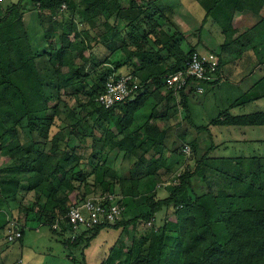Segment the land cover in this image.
<instances>
[{
	"label": "trees",
	"instance_id": "16d2710c",
	"mask_svg": "<svg viewBox=\"0 0 264 264\" xmlns=\"http://www.w3.org/2000/svg\"><path fill=\"white\" fill-rule=\"evenodd\" d=\"M90 1L92 0H81L84 6H80V4L78 6L73 0H20L8 7L0 17V146H4L7 150L6 154L12 158H27L18 165L23 170L24 161L38 163V166L26 169L37 172V175L26 181L30 185V189L40 188L43 193L49 192L45 195L49 197L54 208L55 203L61 201L58 198L59 195L55 194L51 181H44V178L45 176L56 178L58 175L60 176V173L63 178L64 173L59 165H49L53 155H47V153L54 141L49 140L48 131L51 122L60 116V106L67 103L64 96L61 95L62 92L65 94L68 89L75 91L83 83L85 68L78 66L73 57V44L67 41L64 35H61L59 39L63 40L64 45H54V48L47 52V62L43 69H40L23 23L24 10L28 2L40 6V17L45 18L47 15L50 19V21L47 20L50 27L46 33V38L49 40L54 38L52 31L58 25L52 20L66 5L72 10L83 8L87 17L92 20L94 18V21L90 20L92 28L104 29L103 32L111 44V48L106 47L108 51L114 52L117 48L129 50L130 46L136 48L134 52L130 53L134 66L130 62L126 64L132 66L131 74L138 79L142 87V91L136 98L111 109H106L96 102V98L104 91L107 79L125 66L123 63H118L116 71L105 73L99 82H95L96 84L90 89V107L93 109V113L107 125L103 131V138L99 140L102 143L100 146L124 152L126 156L133 155L137 150L135 132L131 131L129 127L133 122L134 115L143 106L148 96H151V93L148 92L150 86L157 87L156 94H159L160 90H164L168 95H174L173 91L166 89L165 77L182 69L186 59L196 52L195 50H190L188 53L183 52L174 41V37L169 36L156 21L157 16L161 18L163 16L162 10H156L159 0H145L146 6L138 5L137 15H132L130 9L122 11L119 7L118 18L124 25L122 30L111 25L109 15L105 23L96 20L97 14L99 12L103 14L106 9L103 7L95 9ZM195 1L205 10L206 17L212 18L222 28L228 45L234 42L238 35L235 25L236 17L248 13L257 14L264 4V0ZM98 2H100V6L104 4V0L102 2L98 0ZM113 12L112 10L111 14ZM92 15L94 16L92 17ZM145 23L152 25L151 31L147 30ZM59 27L63 28V25ZM143 32L151 35L153 44L160 50L165 49L170 52L169 54L175 62L167 70L156 63V59L161 60V57L158 51H154L153 45L149 47L148 41L144 38V40L138 41L137 34ZM157 33L159 35L156 36ZM136 57H139L140 64L138 61L134 62ZM80 58L85 65L83 55ZM179 96L181 103H184V107L188 109V98L194 96L193 89L188 87L181 91ZM161 100V98L159 100L155 98V107L159 105V102L161 104ZM172 101L169 100L166 103L169 104ZM123 106H126L127 113L124 117H118V121L114 122L112 120L115 115L114 110ZM149 120L153 121V118L150 117ZM243 121L251 125H264V114L245 119L231 118L228 123L237 125L242 124ZM216 122L217 120L214 121V123ZM184 123L187 126L184 127L182 124L185 132L181 138L187 140L188 135L191 134L194 138L192 140L194 165L191 168L187 167L179 176L177 185L167 199L151 203L149 206L150 211L143 220L154 218L162 205L173 209L174 216L170 223L163 224L162 227L150 234L148 249H141L131 264H264V183L262 182L264 178L258 176L261 174L260 169L254 170L253 167H248L246 169L248 173H243L240 169L235 170V173L232 174L226 173L223 177L225 179L223 188L219 190L218 194H212L206 175L209 156L214 150L212 134L209 127L194 125L189 114L185 116ZM154 124L153 122L151 125L149 123L144 125L147 141L152 146L162 148L163 152L159 150L160 148H156L160 153L167 152L171 156L181 155L178 153V145L168 146L167 135L170 130L160 129L159 132L157 129L154 134L149 131L150 127L156 126ZM19 126L30 131L33 135V139L23 146L12 141L17 138ZM188 128L192 129L191 134L188 133ZM186 135L187 137H185ZM160 153L158 155H161ZM42 158L44 159L41 161ZM78 159L76 156L69 155L68 157L67 155L65 162L67 165H72ZM164 159L163 156L156 158V163L151 162L146 167L147 173L145 172L141 176L156 175L167 165L168 161ZM142 162L143 160L140 159L130 165L128 171L122 170V180L132 181L131 179L135 174H138L139 170L134 171L142 165ZM50 169H52L51 172ZM112 177L115 178L114 173H112ZM194 179L200 184V190L207 187L210 193L193 197L191 191L189 192V187ZM64 184L69 186L68 181H64ZM9 196L13 197L14 193L8 194L6 186L0 182V198L7 199ZM35 206H38L39 211H45L47 205L41 206L39 203H35ZM30 212L33 214L34 211L30 210ZM136 223L137 219L126 223L118 222L115 225H99L88 230V232H92V236L88 240L95 238L104 228L113 226L118 230ZM3 225H0V231L3 230ZM22 232L20 240L24 237V230ZM83 238L84 236L81 235L77 236L74 241L68 240L65 244L67 249L78 248ZM113 252L107 260H104V264H115L116 253ZM70 260L73 264L80 262L75 257H71Z\"/></svg>",
	"mask_w": 264,
	"mask_h": 264
},
{
	"label": "rangeland",
	"instance_id": "374dc122",
	"mask_svg": "<svg viewBox=\"0 0 264 264\" xmlns=\"http://www.w3.org/2000/svg\"><path fill=\"white\" fill-rule=\"evenodd\" d=\"M19 1L20 0H4L2 6L6 9L8 6L18 3ZM73 1H75L78 6L79 4L80 6H84L81 0ZM92 1H90V3L93 4V8L96 9L99 7L97 9H101L100 7H103L106 9L103 14L100 12L97 14L98 18L96 20L105 23L109 15L111 25L113 27L116 26V29L120 30L124 28V25L121 24L118 18L120 12L119 7H121L122 11L130 9L132 15H137L138 5L140 7L146 6L145 0H104V4L101 6L98 0L93 1L94 3ZM178 1L179 0H174L173 2L176 4ZM163 2L168 3V0H163ZM161 4L163 5V3ZM200 9L204 11L201 7ZM83 10V8L72 10L69 6H63L53 20L51 19L57 22L58 25H63V28L57 25L58 27L56 26L55 30L52 31L54 33V38L52 40L46 38L47 29L50 27L47 22L50 21V19H48L47 15H45V18L40 17V6L28 2L24 10L23 23L27 31L31 49L37 57L36 63L40 66V69L42 70L45 62H47V52H50L51 48H54V45H64L63 40L61 41L59 39L61 35H64L66 40L73 44V57L76 59V63L78 66L84 67L85 71L83 74V83L80 84L75 91L68 89L65 94L62 92L61 95L64 96V100L67 103H65L66 105L60 106V116L51 122L48 131L49 140L54 141L47 153V155H53L50 158L49 165H59L64 173L63 178H61V173L60 176L58 175L56 178H51L49 176H45L44 178V181H51L55 194L59 195L58 198L61 202L55 203V208L51 205L49 197L45 195L49 192L43 193L40 188H36L35 190L30 189V185L26 181L37 175V172L28 171L26 169H30L31 166H38V163H35V161L32 163L28 160L24 161L23 170L19 168L18 165L27 158H12V156L6 154L7 150L5 147L0 146V182H2V185L6 186L8 194L11 192L14 193L13 197L9 196L7 199L0 198V225L4 224L3 230H5V233L3 231L0 232V239L3 240L0 259L3 260L5 264H73L68 260L67 256L75 257L80 261H78L79 264H104V260H107L113 251V253H116V258L114 259L115 264H131L140 253L141 249H148L150 245V234L159 227H162L163 224L167 222L170 223L174 216L173 209L162 205L154 215V218L143 220L144 216L150 211L149 206L151 203H158L167 199L170 192L175 185H177L179 176L187 167L191 168L193 165L194 151L192 140H194V138L191 134L192 129L188 128V133L191 135H188V137L186 135L185 137H187V140H183L181 138V135L185 132V130H183V125L185 127L187 124L184 123L185 116L182 117L179 115L177 120L180 121L179 124L181 125L178 127L174 125L167 129L170 130L169 135H167L168 146L178 145V153L181 154L178 156L176 154V156H171V154L167 155L166 160L169 163L175 162L171 166V169H169L170 173L160 175V177H164V179L161 181L155 180V182L154 178L151 179V177L141 176L146 172V165L148 166L151 162H155L156 158H158L157 155L160 153L159 150L162 151V148L152 146L150 142L147 141L144 125L146 123L151 125L154 122V125H156L154 127L157 128L150 127L149 131L154 134L158 129L160 132L162 128L160 124L161 118L171 110L168 108V103H166V101L175 100L176 97L179 96L175 93L174 95H168L164 90H160L159 94H156L157 87L154 85H151L148 91L151 93V96H148L143 106L134 115L133 122L129 127L131 131L135 132L137 143V150L133 155L126 156L124 152L100 146L102 143L99 142V140L103 138V131L107 125L93 113V109L90 107L91 86L99 82V79L105 73L116 71L115 69H117L118 63H123L125 66L114 73H123L124 75L131 74L134 64L133 61H131L133 57L130 58V53L134 52L136 48L130 46L129 50H127V48L126 50L117 48L114 52L111 50L108 51L106 47H110L111 44L103 32L104 29L92 28L90 20L94 21V18L92 20V18L87 17V14ZM112 10L114 12L111 14ZM156 10H159L158 5ZM4 12L3 10V14ZM3 14L1 16H3ZM257 15L263 19L262 22L264 23V4ZM93 16L94 15H92V17ZM160 20H162V18L157 16L156 21L159 22ZM164 26H166V24H164ZM201 26H203V23H201L199 27L197 26L198 36L202 41L207 37L210 41L211 38L209 34L210 32L214 34V29H212L210 24H204L203 28H201ZM193 27L194 25H192V28ZM214 27L218 29L219 26L215 24ZM146 28L148 31H151L152 25L146 24ZM157 35H159V33H157L156 36ZM143 38L148 41L147 45L149 47L153 45L152 48L154 51L160 53L161 60L157 58L156 63H159L164 70H167L170 65L174 64L175 61L169 54L170 52L165 49L160 50L154 45L151 40V35L145 32L137 34L139 42L144 40ZM199 48L200 51L204 50L202 46ZM81 55L85 58V65L80 58ZM207 57L211 58L209 55H207ZM136 58L134 62L136 63L138 61L140 64L138 60L139 57ZM127 62H130L132 66L126 65ZM207 90L209 92L211 87L207 86ZM155 98L156 100H159V98L162 99L161 104L159 102V105L156 107L154 103L156 102ZM195 106L198 107L197 105ZM206 111L209 113L210 110L206 108ZM182 112L183 111H181V113ZM114 113L115 115L112 120L115 122L116 120L118 121V117L125 116L127 108L126 106L117 108L114 110ZM157 114L162 116L158 117ZM150 117L153 118V121L149 120ZM172 123L175 124L176 120L173 119ZM196 124H198V122H196L195 125ZM181 126L182 128H179ZM32 139L33 135L30 131L19 126L17 138L12 139V141L23 146ZM96 145L101 148H98ZM185 146L190 149L191 156L186 154L183 155L182 150ZM156 148L160 149L157 151L155 150ZM153 149L155 152H151ZM67 155L68 157L69 155L76 156L79 159L76 163L67 165L65 162ZM43 159L44 158H42L41 161ZM140 159L143 160L142 165L134 171L136 172L139 170L138 174L133 176V179H131L132 181L129 179L125 181L122 180V170H124V172L125 170L128 171L130 165ZM262 163L264 164V160ZM233 164L235 165V163ZM212 166L215 168V164ZM165 167H167V165ZM51 170L52 169L49 171L51 172ZM214 170H216V168ZM208 172L213 174L210 168H206V174H208ZM112 173H114L115 178L112 177ZM209 175H207V177L211 186L210 192H212V194H218L219 190L223 188L225 182V179H223L224 176L221 177V175H217V177L212 178ZM64 181H68L69 186H66ZM167 181H169L170 184H167L169 186L165 187ZM262 182L264 183L263 180ZM199 186L200 184L197 183L195 179L191 181L189 192L191 191L193 197L210 193L207 187H203L202 190H200ZM106 194L113 195L124 209L120 219L114 221L112 225L118 222L126 223L134 219H137V223L135 225L130 224L119 228L118 230L114 229L113 226L104 228L92 240H88L92 236V232L81 229L77 233L78 237L81 235L84 236L81 245L76 249L68 250L65 244H67L68 235L70 236V234L66 231L67 228L65 226L67 225H63L60 221L65 216V210L80 202L89 200L92 197ZM35 203H39L41 206L47 205L46 210L39 211ZM30 210L34 211L33 214H31ZM149 221H151V225H149ZM55 224L59 226L56 231L52 228ZM16 227L21 230V232L25 229L24 239L9 243L7 238L10 232L13 231L12 229ZM60 229L64 231L62 232ZM10 255L12 256L10 257Z\"/></svg>",
	"mask_w": 264,
	"mask_h": 264
},
{
	"label": "crops",
	"instance_id": "0c3cea01",
	"mask_svg": "<svg viewBox=\"0 0 264 264\" xmlns=\"http://www.w3.org/2000/svg\"><path fill=\"white\" fill-rule=\"evenodd\" d=\"M173 1L168 0V3H172L168 4L159 0L157 4L159 10L163 11L162 20L159 21L162 29L169 36L174 37V41L183 52L188 53L190 50H195L200 54L211 56L217 64L206 80L200 84L204 87L205 93L202 95L195 94L188 98V109L184 107V103H181L180 96L167 104L171 110L163 116L160 115L163 117L160 121L161 129L167 130L168 127L174 125L180 126V121L177 120L179 115L183 117L189 114L193 123L198 122L196 126L209 127L214 141V150L210 155L207 167L213 171V174L208 172L206 175L210 173L209 176L212 177H217V175L223 177L226 173L232 174L239 169L243 173H248L246 169L253 167L254 170L260 169L261 174L258 176L264 178V164L262 163L264 160V125L246 124L245 121L237 125L228 123L231 118L245 119L246 117L264 114L263 19L253 13L237 16L235 25L238 35L236 40L228 45L222 28L212 18L206 17L205 10L197 1L179 0L176 4ZM3 2L4 0H0V17L3 10L5 11L10 7L4 9ZM200 7L204 11H201ZM201 23L203 26L210 24L214 29L215 33L210 32L209 34L210 41L207 39L208 37L202 41L198 36L197 26L199 27ZM215 24L219 26L218 29L214 27ZM192 25H194L193 28ZM200 46L204 50L200 51ZM207 86L211 87L209 92ZM206 108L210 110L209 113ZM181 111L183 112L181 113ZM173 119L176 120L175 124L172 123ZM216 120L218 123H214ZM155 150L153 149L151 152H155ZM160 154L165 159L168 154L170 155L167 152H164V155L163 153ZM157 156L160 158V155ZM174 163L167 162V167L148 178H154V182L155 180L161 181L164 177L162 178L160 175L169 174V169ZM213 164H215L216 171L212 166ZM167 184L170 182L167 181L165 187L169 186ZM2 231L5 230L0 232ZM2 242L3 240L0 239V253ZM70 259L71 257L68 258V260ZM3 263V260L0 259V264Z\"/></svg>",
	"mask_w": 264,
	"mask_h": 264
},
{
	"label": "built area",
	"instance_id": "2783aa9c",
	"mask_svg": "<svg viewBox=\"0 0 264 264\" xmlns=\"http://www.w3.org/2000/svg\"><path fill=\"white\" fill-rule=\"evenodd\" d=\"M216 64L207 55L193 52L186 59L182 69L165 77V87L177 95L191 87L194 95H202L205 93V89L200 84L206 80ZM140 91H142V87L134 75L114 73L107 79L104 91L96 98V102L106 109H111L136 98ZM182 153L191 156L187 146L183 148ZM123 210L113 195H100L72 206L60 221L63 225H67L65 226L66 231L70 234L68 240H75L81 229L89 230L99 225L112 224L120 219ZM57 227L59 228L55 224L52 228L56 231ZM12 230L7 238L9 243L19 241L22 238L21 230L17 227ZM60 231L62 230L60 229Z\"/></svg>",
	"mask_w": 264,
	"mask_h": 264
}]
</instances>
